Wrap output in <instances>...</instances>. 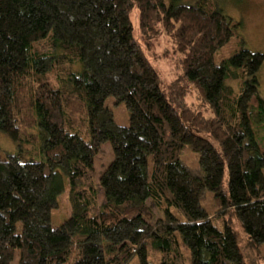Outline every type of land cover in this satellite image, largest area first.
Returning <instances> with one entry per match:
<instances>
[{
	"label": "trees",
	"instance_id": "trees-1",
	"mask_svg": "<svg viewBox=\"0 0 264 264\" xmlns=\"http://www.w3.org/2000/svg\"><path fill=\"white\" fill-rule=\"evenodd\" d=\"M238 26L212 0H0V134L34 146L0 157V264H185L181 243L192 264H245L228 221L213 223L229 213L260 253L264 142L253 121L264 128V53L215 62ZM162 37L182 55L164 87L148 56L160 57ZM110 97L126 105L128 127ZM107 142L101 204L95 158ZM185 146L203 178L181 163ZM63 175L71 215L53 228ZM207 191L215 216L201 204Z\"/></svg>",
	"mask_w": 264,
	"mask_h": 264
},
{
	"label": "rangeland",
	"instance_id": "rangeland-1",
	"mask_svg": "<svg viewBox=\"0 0 264 264\" xmlns=\"http://www.w3.org/2000/svg\"><path fill=\"white\" fill-rule=\"evenodd\" d=\"M169 4L171 0H166ZM199 0H181L185 5H195ZM216 8L221 10L227 17L233 20V23L239 24L235 29V35L229 43L221 47L216 55L215 62L217 65L229 60L233 55L242 49H247L253 53H264V0H212ZM131 20L134 25V37L136 40L140 39V31L138 25V12L134 10L131 14ZM157 55L160 57L154 59V55L149 53V58L153 62L155 68L159 72L162 86H167L173 82L180 74H182L181 59L182 55L175 50L173 43L166 40L165 37L160 38V46L157 50ZM259 92L264 99V64L259 73ZM226 84L230 85L235 94L240 92V80L227 79ZM190 103L196 101L194 97H188ZM106 105L114 112L115 121L118 125L128 127L130 124L129 112L123 102L118 103L115 98L110 97L106 101ZM253 129L256 134L257 141L264 142V128L255 120L253 121ZM199 135L210 138L207 134L199 132ZM211 139V138H210ZM212 140V139H211ZM34 146L26 143H16L7 136L0 134V157L15 155L18 152L26 151ZM114 160V153L110 142L105 143L95 158L96 180L98 183V193L101 204L105 203V195L100 187L99 179L106 168ZM181 163L194 175L195 177L203 178L205 176L203 169L199 163V154L194 152L188 146L182 150ZM65 191L58 196L59 207L53 211L52 227L58 228L71 215V204L69 200L70 181L66 175H63ZM203 208L211 215L215 216L217 207L214 201V193L207 191L201 202ZM157 216L160 213L156 208H153ZM180 216V215H179ZM225 219L229 225L234 229L238 245L243 254L245 264H264V244L261 246L259 252L254 249L249 240L244 227L238 221L234 213L226 214L225 217H214V225L223 230ZM76 239V238H75ZM179 240H181L179 236ZM182 254L184 255V263L192 264V255L190 250L182 243L180 245ZM152 256V255H150ZM18 258L13 264H17ZM152 262H154L151 259ZM139 258L135 259L130 264H139Z\"/></svg>",
	"mask_w": 264,
	"mask_h": 264
}]
</instances>
